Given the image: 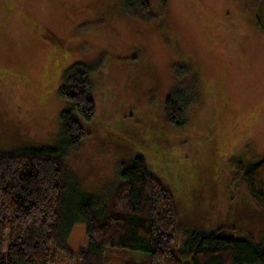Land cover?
Masks as SVG:
<instances>
[{
	"label": "rangeland",
	"instance_id": "1",
	"mask_svg": "<svg viewBox=\"0 0 264 264\" xmlns=\"http://www.w3.org/2000/svg\"><path fill=\"white\" fill-rule=\"evenodd\" d=\"M129 0H0V153L63 146L60 96L66 70H90L87 134L66 147L70 207L104 200L120 161L142 155L169 185L185 230L264 239V206L250 196L235 162L264 156V0H149L153 17ZM180 91L186 122L167 120L166 98ZM88 247L84 222L69 236ZM51 264H80L57 249ZM107 250L105 264L147 259ZM143 259V260H144ZM145 259V260H146Z\"/></svg>",
	"mask_w": 264,
	"mask_h": 264
},
{
	"label": "trees",
	"instance_id": "2",
	"mask_svg": "<svg viewBox=\"0 0 264 264\" xmlns=\"http://www.w3.org/2000/svg\"><path fill=\"white\" fill-rule=\"evenodd\" d=\"M136 4L147 17L155 16L149 0H129L127 6ZM256 24L264 30L261 14ZM90 89L88 66L73 63L59 88L60 96L71 103L61 112L65 145L0 153V264H51L53 248L80 264H105L108 249L149 253L146 260L127 264H264V239L226 236L221 226L191 230L184 244L175 247L185 227L174 195L142 155L120 161V178L100 203L88 198L75 208L68 205L72 186L64 153L66 147L82 144L87 134L74 113L88 120L96 113ZM165 112L171 123L186 122V103L179 90L166 98ZM235 170L253 201L264 206V156L237 160ZM76 222L85 223L88 237V247L77 252L69 244Z\"/></svg>",
	"mask_w": 264,
	"mask_h": 264
}]
</instances>
